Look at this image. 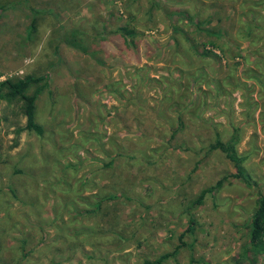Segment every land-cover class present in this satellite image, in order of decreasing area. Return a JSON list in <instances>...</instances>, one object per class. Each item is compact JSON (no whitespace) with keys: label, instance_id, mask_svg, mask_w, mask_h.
Segmentation results:
<instances>
[{"label":"rangeland","instance_id":"rangeland-1","mask_svg":"<svg viewBox=\"0 0 264 264\" xmlns=\"http://www.w3.org/2000/svg\"><path fill=\"white\" fill-rule=\"evenodd\" d=\"M24 76L46 82L41 132L0 98V264H264L245 237L264 187V0H0V81ZM231 134L247 183L210 147Z\"/></svg>","mask_w":264,"mask_h":264},{"label":"trees","instance_id":"trees-1","mask_svg":"<svg viewBox=\"0 0 264 264\" xmlns=\"http://www.w3.org/2000/svg\"><path fill=\"white\" fill-rule=\"evenodd\" d=\"M34 25V16L31 17L28 30H32ZM194 31L204 32L207 35L214 33L219 35L218 32L213 31L211 28H206L204 23H199L198 21L192 22ZM123 33H128L129 30L125 28H120ZM70 45L77 47L82 50L77 43L68 42ZM41 82V78L37 76H24V77H13L6 78L0 81V98L10 102L13 100H19L21 102V110L24 116V128L31 130L36 134L41 132V127L34 121V108L35 99L39 92L45 87L46 82ZM33 85L31 92H29L30 86ZM237 140L236 134H231V136L225 140L221 141L220 138H216L210 146L211 148L219 149L224 156L230 160L236 170L235 176L241 178L244 182H248V176L244 173V168L241 166V157H239L236 152L234 145ZM220 185V180L216 181L214 186L202 189L199 191L198 197L205 194L206 191L211 190L212 187H217ZM256 202L246 225V246L250 248L262 247L264 248L263 233H264V187L256 191ZM198 199V198H197ZM195 228H184L177 237L180 241L179 245L185 246L186 243L182 240L184 235H190L191 241L188 247L191 248L192 242L194 240ZM174 251L163 252L158 254L151 260L143 259L139 264H164L165 261L172 256Z\"/></svg>","mask_w":264,"mask_h":264}]
</instances>
